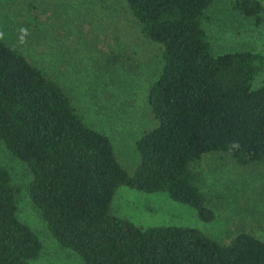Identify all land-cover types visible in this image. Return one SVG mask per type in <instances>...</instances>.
<instances>
[{
	"label": "trees",
	"instance_id": "obj_1",
	"mask_svg": "<svg viewBox=\"0 0 264 264\" xmlns=\"http://www.w3.org/2000/svg\"><path fill=\"white\" fill-rule=\"evenodd\" d=\"M212 4L120 0L112 6L159 46L162 58L146 96L154 127L135 143L139 162L132 174L62 85L0 39V143L26 165L29 200L50 236L82 264H264V241L244 230L223 243L190 227L142 228L111 209L124 186L164 192L211 223L215 211L191 165L216 153L240 167L264 168V83L251 89L264 53H216L202 26ZM231 7L257 25L263 20L260 0H233ZM18 193L0 165V264H31L42 249L17 216Z\"/></svg>",
	"mask_w": 264,
	"mask_h": 264
},
{
	"label": "rangeland",
	"instance_id": "obj_2",
	"mask_svg": "<svg viewBox=\"0 0 264 264\" xmlns=\"http://www.w3.org/2000/svg\"><path fill=\"white\" fill-rule=\"evenodd\" d=\"M119 1L0 0V39L62 85L84 121L110 139L118 163L132 174L139 162L135 143L154 127L146 96L162 58L159 46L145 40L121 10H114ZM232 1L213 0L202 21L214 50L264 53V14L257 25L253 18L236 13ZM260 2L264 8V0ZM263 83L264 67L251 89ZM0 165L19 189V220L42 244L31 264H82L50 236L29 200L26 165L1 143ZM190 169L198 174L199 187L215 211L211 223L201 222L192 208L171 201L164 192L141 193L124 186L116 190L112 213L142 228H194L223 243L238 230L264 241V168L240 167L215 153L205 154Z\"/></svg>",
	"mask_w": 264,
	"mask_h": 264
},
{
	"label": "clouds",
	"instance_id": "obj_3",
	"mask_svg": "<svg viewBox=\"0 0 264 264\" xmlns=\"http://www.w3.org/2000/svg\"><path fill=\"white\" fill-rule=\"evenodd\" d=\"M20 31L27 32V29L22 28V29H20Z\"/></svg>",
	"mask_w": 264,
	"mask_h": 264
}]
</instances>
